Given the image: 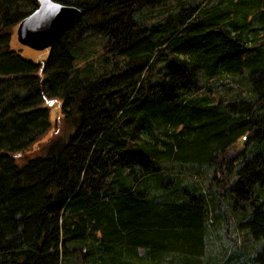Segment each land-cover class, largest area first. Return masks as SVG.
Returning a JSON list of instances; mask_svg holds the SVG:
<instances>
[{
    "label": "trees",
    "instance_id": "1",
    "mask_svg": "<svg viewBox=\"0 0 264 264\" xmlns=\"http://www.w3.org/2000/svg\"><path fill=\"white\" fill-rule=\"evenodd\" d=\"M54 1L81 13L34 62L38 0H0V264H264V0ZM51 102L70 134L18 166Z\"/></svg>",
    "mask_w": 264,
    "mask_h": 264
},
{
    "label": "rangeland",
    "instance_id": "2",
    "mask_svg": "<svg viewBox=\"0 0 264 264\" xmlns=\"http://www.w3.org/2000/svg\"><path fill=\"white\" fill-rule=\"evenodd\" d=\"M13 31L14 28L12 29V32ZM91 37H92V41L90 43L83 44V46H81L80 49L81 52L78 55L79 65L82 66L85 62H89L94 64L95 66H98V64H102L106 66L107 63L106 61L108 60L107 58H109V56L103 53L101 49V42H102L101 39L96 35H91ZM10 45H11L10 46L11 50L16 51L20 56L30 59L34 62H44L49 54L48 48L41 51L35 50L24 43H20L16 38V36L13 37ZM80 66L79 68L81 69ZM221 82L222 81L220 80L218 81V83ZM218 91H219L218 95H220L221 98L228 99L233 95L231 94L233 90L225 91V89L219 87ZM48 108H49V123H50L48 130H46V132L43 135H41L39 139H37L29 147H27L25 151L14 153L13 157L15 163L18 166L24 165L30 159L44 156L45 151L50 143L59 139L61 141H65L68 135L70 134L71 128L64 121L62 112L60 111L57 103L51 102V104L48 105ZM244 147L248 148L246 143ZM208 174L210 175V172H208ZM205 193H207L209 197L214 198L215 195L218 194V191L216 189H212ZM208 222L211 223L212 222L211 219H209ZM218 229L219 230L215 232V236L218 237L221 242H223L222 244L227 245L230 248H236L237 246L234 241V238H236V236L234 234V231H232V229L230 227H227L226 225H221L218 227ZM212 238L215 237L213 236ZM212 238L209 239V242L212 240ZM217 247L218 246H216V248ZM215 252L217 254L216 250Z\"/></svg>",
    "mask_w": 264,
    "mask_h": 264
},
{
    "label": "water",
    "instance_id": "3",
    "mask_svg": "<svg viewBox=\"0 0 264 264\" xmlns=\"http://www.w3.org/2000/svg\"><path fill=\"white\" fill-rule=\"evenodd\" d=\"M80 13L75 6L38 0V7L18 25V41L38 51L50 48L70 29Z\"/></svg>",
    "mask_w": 264,
    "mask_h": 264
}]
</instances>
